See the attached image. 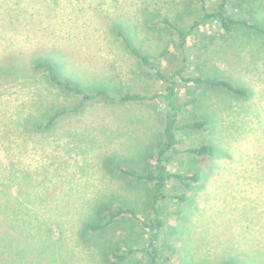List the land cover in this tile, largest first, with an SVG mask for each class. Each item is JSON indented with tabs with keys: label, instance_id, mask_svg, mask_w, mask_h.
<instances>
[{
	"label": "rangeland",
	"instance_id": "374dc122",
	"mask_svg": "<svg viewBox=\"0 0 264 264\" xmlns=\"http://www.w3.org/2000/svg\"><path fill=\"white\" fill-rule=\"evenodd\" d=\"M3 1L13 7L15 18L8 23L7 10L0 5V56L7 47L18 49L24 57L38 49L55 58L52 53L57 51L68 66L86 70L89 80L85 84L76 68H65L58 61L61 73L88 89L102 83L99 73L109 75L119 67V81L124 84L120 91L142 94L153 93V88L162 93V85L151 74L142 72L137 79L126 74L137 59L114 42L121 39L112 27L126 20L144 25L140 14L157 3L160 17L175 18L177 9L185 8L183 0ZM260 3L264 5V0ZM257 8L264 28V6ZM154 33L153 41L159 32ZM221 35L219 27L208 26L191 36L190 51L194 60L199 59L188 67L189 73L224 75L251 88L260 110L251 113L247 106L241 108L228 98L227 109L215 115L213 132L179 135V152L172 155L169 171L199 167L208 179L192 191L175 181L167 188L158 241L160 260L167 264H264V34L236 27L232 36ZM145 37L139 31L138 40ZM143 49L155 57L148 43ZM181 60L177 64L184 67ZM41 74L31 70L0 80V264H110L108 256L116 246H142L150 232L129 218L101 231L88 227L104 224L101 202H128L143 218L147 216L144 186L137 188L134 181L103 167V157L139 162L161 138L157 123L161 104L97 99L73 111L80 97L52 86L46 72ZM43 100L44 108L48 103L54 108L44 117V125L57 112H70L57 118L52 129L35 132L23 127L20 122L30 113L40 115L38 101ZM192 117L182 115L181 122L190 123ZM83 131L93 139L89 144L80 139ZM204 143H212L223 153L204 163L184 153ZM20 191L34 195V202ZM183 193L189 197L185 203L175 198ZM139 259L141 255H136L124 264H137Z\"/></svg>",
	"mask_w": 264,
	"mask_h": 264
},
{
	"label": "trees",
	"instance_id": "16d2710c",
	"mask_svg": "<svg viewBox=\"0 0 264 264\" xmlns=\"http://www.w3.org/2000/svg\"><path fill=\"white\" fill-rule=\"evenodd\" d=\"M263 0H217L211 3V0H183V9H177L175 18L173 16L160 17L157 9L160 6L157 3L156 8L145 9L140 16L144 19V25H134L126 21L115 22L112 27L117 37L121 41H114L121 46L122 52L129 57L135 58V67L130 66L126 74H130L131 78L137 79L142 72L150 75L162 85V93L151 89L153 93H129L122 92L120 88L124 85L119 81L121 79V70L114 67L109 75L99 73L97 79L101 81L97 87L86 88L82 82L87 84L89 75L87 71L80 67L68 66V61L63 60V55L54 51L55 58H50L48 53L39 52L37 49L29 57H24L23 52L18 49H9L8 47L0 56V80L2 78L9 79L18 78L31 70L34 75L46 72V75L52 86L59 88L66 94L80 97L79 105L73 109L77 111L85 103L93 102L101 99L105 102L116 103H159L161 110L157 115V123L161 130V138L157 139L151 149L145 152L140 161H124L116 156L103 157V167L111 172H117L120 176L129 178L137 184L144 187V193L147 195L145 202V215H140V210L136 207H130L127 203L118 200L110 202H101L100 212L104 215V224H92L88 227L93 231H101L115 225L118 221L129 218L139 222L145 229H148L150 235L148 242L142 246H116L108 256L110 264H124L131 257L141 255V259L135 260L137 264H167L160 260V250L158 247L159 238L163 233L164 221L163 217L166 213L165 200L167 198V188L171 181L178 183L184 190L192 191L194 185L202 188L208 179L203 169L197 167L193 171L172 173L169 171V165L172 155L178 153L179 135L186 132H213L216 122L215 115L221 110L227 109L228 98L236 100L237 104L248 108V111L255 113L260 108L254 102V93L251 88H246L235 84L230 78L224 75L212 73V75H199L189 73L188 67L197 63V59H193V51H190L189 39L196 32L208 26L219 27L222 37L232 36L236 27H243L255 32L264 34V28L257 19V6H264L260 2ZM173 4H179L174 2ZM2 9L7 10L9 17L8 23H12L15 18L13 7L6 1H1ZM5 5V6H3ZM18 9V7H17ZM264 10V8H262ZM22 12L24 9L21 10ZM173 12L175 11L172 10ZM156 14V15H155ZM157 23L152 25V20L158 18ZM186 22V25L180 23ZM139 25V26H138ZM143 26V27H142ZM139 31L146 34L142 40H138ZM158 31L155 41L151 36ZM155 36V35H154ZM175 38V39H174ZM136 39L138 41H136ZM138 42V44H137ZM224 44V41H220ZM148 43L153 48L152 56L150 52L145 53L144 45ZM156 50V51H155ZM182 57L184 67L177 64V59ZM60 61L65 68L72 69L74 67L84 76L82 82L66 77L61 73L59 65ZM71 66V67H70ZM73 70V69H72ZM40 75L43 77V75ZM106 76V77H105ZM191 87L197 89H205L204 92L194 93ZM127 88V87H126ZM125 88V89H126ZM216 100V104L214 103ZM199 104L201 107L196 106ZM222 104V105H221ZM232 107L231 105L229 106ZM51 103L46 104L44 108V100L38 101V110L40 115H28L20 123L23 127L29 126L30 130L35 132L44 129H52L56 126V119L66 112L61 111L48 117L47 123L44 125V117L49 116L53 112ZM192 114L193 121L190 123H182L181 116ZM31 131H29L30 133ZM80 133V139L92 142L93 139L88 136L85 131ZM73 135H76L75 133ZM71 135V136H73ZM73 139V137H72ZM81 144V143H80ZM184 153L186 156L198 159L200 163L217 159L223 153L212 143H204L199 146L187 148ZM143 164V165H142ZM32 183V181H31ZM146 190L147 193H146ZM27 196L30 202H34V195L27 191H20ZM180 202L185 203L189 197L185 193L175 197ZM141 203L142 200H141ZM143 212V211H142ZM149 215V216H148ZM145 262V263H144ZM231 264L234 262L231 261Z\"/></svg>",
	"mask_w": 264,
	"mask_h": 264
}]
</instances>
